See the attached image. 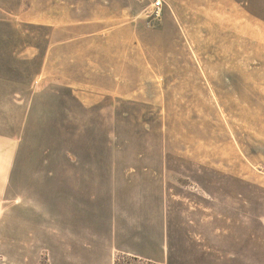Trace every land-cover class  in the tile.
Returning a JSON list of instances; mask_svg holds the SVG:
<instances>
[{
	"label": "rangeland",
	"instance_id": "obj_1",
	"mask_svg": "<svg viewBox=\"0 0 264 264\" xmlns=\"http://www.w3.org/2000/svg\"><path fill=\"white\" fill-rule=\"evenodd\" d=\"M154 2L0 0V264H159L145 209L161 264L264 247V0Z\"/></svg>",
	"mask_w": 264,
	"mask_h": 264
},
{
	"label": "crops",
	"instance_id": "obj_2",
	"mask_svg": "<svg viewBox=\"0 0 264 264\" xmlns=\"http://www.w3.org/2000/svg\"><path fill=\"white\" fill-rule=\"evenodd\" d=\"M140 226L132 229L131 225H127L116 229L113 237L114 248L137 257L149 258L155 263L165 262L168 249L165 233L163 234L164 220L152 210L145 209V219L141 220ZM254 247L256 246L239 247L236 264H264V247L261 251L254 250ZM227 256L225 253L221 254V264H229L224 260L228 259Z\"/></svg>",
	"mask_w": 264,
	"mask_h": 264
},
{
	"label": "built area",
	"instance_id": "obj_3",
	"mask_svg": "<svg viewBox=\"0 0 264 264\" xmlns=\"http://www.w3.org/2000/svg\"><path fill=\"white\" fill-rule=\"evenodd\" d=\"M154 12L158 14V12L161 10L162 2L161 0H155V2L152 4Z\"/></svg>",
	"mask_w": 264,
	"mask_h": 264
}]
</instances>
